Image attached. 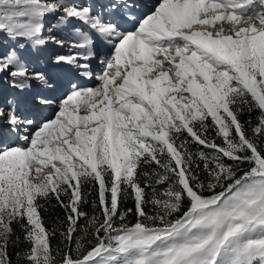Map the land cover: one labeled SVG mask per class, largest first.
Masks as SVG:
<instances>
[{"label":"snow or ice","instance_id":"6c2138e0","mask_svg":"<svg viewBox=\"0 0 264 264\" xmlns=\"http://www.w3.org/2000/svg\"><path fill=\"white\" fill-rule=\"evenodd\" d=\"M0 264H264V0H0Z\"/></svg>","mask_w":264,"mask_h":264},{"label":"trees","instance_id":"16d2710c","mask_svg":"<svg viewBox=\"0 0 264 264\" xmlns=\"http://www.w3.org/2000/svg\"><path fill=\"white\" fill-rule=\"evenodd\" d=\"M253 115H256V113H253ZM245 118H247V114H245ZM94 198H95L94 196L91 197L90 200H89V203L84 208V210L86 212H88L89 216H91L93 214V212H94V210L92 208V205H91V202H90L91 199H94ZM129 208H134V202L130 198L129 199H125L122 202L120 211H121V213L125 214L123 222L131 224V223L135 222V217H134V213H130V212L127 211ZM63 215H64L63 210L60 209L59 207H56L55 209L49 208L48 211L44 213V218H45V220L47 222V225L49 227H52V226H54L55 222L59 218L63 217ZM117 223L118 224L120 223L119 217H117ZM80 224L84 225L85 221L81 220ZM82 235H83V233L78 232L77 238H79ZM51 242H52L53 246H56L58 244L63 246L62 243H61V238L59 237V235H57L55 238H53V240Z\"/></svg>","mask_w":264,"mask_h":264},{"label":"rangeland","instance_id":"374dc122","mask_svg":"<svg viewBox=\"0 0 264 264\" xmlns=\"http://www.w3.org/2000/svg\"><path fill=\"white\" fill-rule=\"evenodd\" d=\"M219 23V22H218ZM67 42V41H66ZM64 49H56L54 46L49 45V48L46 52L41 53V55L37 58V67H40L43 65L45 58L52 54L53 52H63ZM58 80V86L55 90H45L41 88L34 87L31 92H26L21 94L22 101L29 106V110L31 111L30 101L31 98L37 94H43L49 97H60L62 92L67 86V79L64 77H57ZM54 108H39L38 109V116L40 115H50L52 112H54Z\"/></svg>","mask_w":264,"mask_h":264}]
</instances>
